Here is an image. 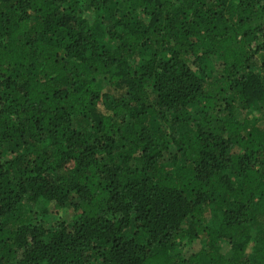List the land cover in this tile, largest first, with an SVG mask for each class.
I'll list each match as a JSON object with an SVG mask.
<instances>
[{"label":"trees","instance_id":"1","mask_svg":"<svg viewBox=\"0 0 264 264\" xmlns=\"http://www.w3.org/2000/svg\"><path fill=\"white\" fill-rule=\"evenodd\" d=\"M244 112L264 0H0V264H264Z\"/></svg>","mask_w":264,"mask_h":264},{"label":"rangeland","instance_id":"2","mask_svg":"<svg viewBox=\"0 0 264 264\" xmlns=\"http://www.w3.org/2000/svg\"><path fill=\"white\" fill-rule=\"evenodd\" d=\"M92 19V18H90ZM240 117L246 116V118L253 120L255 123L257 122L258 125H262L264 126V116L261 114H256V113H248V112H244L242 114H239ZM37 209H35L33 206L27 205L24 207L23 213L25 215V217H28L29 219H32V217L35 216V214L37 213L36 211ZM54 217L52 216H45L44 220L47 223V225H49L50 223H52ZM200 246L198 244H193L189 247L186 248V250L190 251V252H194L196 250H199ZM221 253L223 255H228L229 254V247L226 244H222L221 247Z\"/></svg>","mask_w":264,"mask_h":264}]
</instances>
